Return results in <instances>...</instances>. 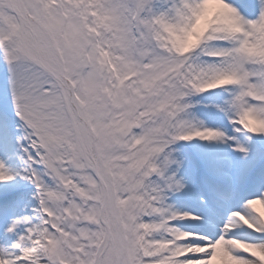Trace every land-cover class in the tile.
<instances>
[{"label": "snow or ice", "instance_id": "obj_1", "mask_svg": "<svg viewBox=\"0 0 264 264\" xmlns=\"http://www.w3.org/2000/svg\"><path fill=\"white\" fill-rule=\"evenodd\" d=\"M0 264H264V0H0Z\"/></svg>", "mask_w": 264, "mask_h": 264}]
</instances>
